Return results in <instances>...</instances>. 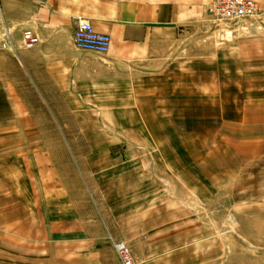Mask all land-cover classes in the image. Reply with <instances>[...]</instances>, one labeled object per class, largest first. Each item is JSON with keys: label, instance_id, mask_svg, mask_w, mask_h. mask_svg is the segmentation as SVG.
Instances as JSON below:
<instances>
[{"label": "crops", "instance_id": "obj_1", "mask_svg": "<svg viewBox=\"0 0 264 264\" xmlns=\"http://www.w3.org/2000/svg\"><path fill=\"white\" fill-rule=\"evenodd\" d=\"M209 2L0 0V97L14 96L11 65H18L40 95L49 96L50 103L55 98L66 112L143 114L149 123L150 115L169 110L171 101L179 105V112L199 111L201 97L218 96V88L246 90L233 93L237 96L258 95L249 91L254 88L250 82L264 81V34L244 35L207 47L203 54L202 28ZM79 19L90 21L97 32L111 37L107 54L74 46L73 34ZM26 32L37 39L31 49L23 47ZM176 98L179 102H174ZM8 110L0 107L1 113ZM25 110L15 108L11 112ZM0 127L6 126L0 124ZM135 143L144 142L135 140ZM197 161L185 166L184 182L201 195L215 192L216 162L210 170L201 171ZM17 171L22 177L26 175L24 171ZM143 173L148 175L136 169L125 176L138 178ZM152 175L148 181L136 179L129 186L130 193L135 194L129 202L121 199V195L116 197V186L106 184L116 182L115 177L121 181L122 175L113 172L95 182L100 192L109 193L106 196L108 220L99 211L97 215L82 211L68 189L59 190L57 193L65 194L60 195L65 203L55 201L49 206L52 212L44 213V218L49 220H44L49 226L44 231L47 234L44 239L64 248L61 254L64 264H119L108 240L119 238L122 232L134 242L132 250L140 264H203L202 254L209 255L208 250L201 254L200 245L175 242L207 238L189 228L190 220L184 211L171 216L170 208L184 209L182 202L148 200L154 192L165 191L164 187H155L159 184L153 181ZM143 194L146 200L140 197ZM58 197L56 194L57 200Z\"/></svg>", "mask_w": 264, "mask_h": 264}, {"label": "rangeland", "instance_id": "obj_2", "mask_svg": "<svg viewBox=\"0 0 264 264\" xmlns=\"http://www.w3.org/2000/svg\"><path fill=\"white\" fill-rule=\"evenodd\" d=\"M244 32L216 35L203 21V54L207 47L264 34ZM9 67L14 96L0 97V107L9 109L0 112V124L6 126L0 127V264H64V248L44 239L49 206L65 203L60 198L64 192H57L68 189L82 211H99L108 220L109 193L100 192L95 182L113 172L122 175L121 181L115 177L116 182L105 183L116 186V197L126 202L134 194L129 186L136 179L148 181L150 174L159 184L155 187L165 191L148 200L182 202L184 209L170 208L171 216L184 211L189 228L207 239L175 243L200 245L201 254L208 250L203 264H264V81L250 82L258 90L249 92L256 96L233 94L244 89L218 88V96L201 97L196 112H179L171 101L169 110L151 114L149 123L143 114L66 112L55 98L50 103L49 96L40 95L18 65ZM15 108L26 110L11 112ZM17 124L24 127H7ZM196 159L201 171L216 162L215 192L201 195L184 182L185 166ZM136 169L148 175L125 176ZM140 197L146 200V194ZM116 240L131 248L134 244L123 232L108 243L113 247Z\"/></svg>", "mask_w": 264, "mask_h": 264}, {"label": "built area", "instance_id": "obj_3", "mask_svg": "<svg viewBox=\"0 0 264 264\" xmlns=\"http://www.w3.org/2000/svg\"><path fill=\"white\" fill-rule=\"evenodd\" d=\"M205 13L207 28L216 35L232 36L242 30L244 33L264 31V5L256 0H210ZM23 40V47L27 49L33 48L37 42L30 32L24 34ZM73 43L80 50L107 54L111 47V37L97 32L90 21L79 19L73 34ZM113 248L119 264H140L127 242L113 241Z\"/></svg>", "mask_w": 264, "mask_h": 264}]
</instances>
